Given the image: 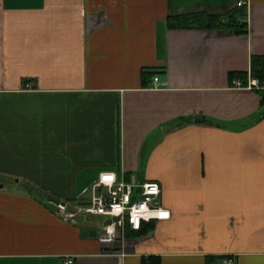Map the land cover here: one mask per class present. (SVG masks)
Here are the masks:
<instances>
[{"label": "crops", "instance_id": "0c3cea01", "mask_svg": "<svg viewBox=\"0 0 264 264\" xmlns=\"http://www.w3.org/2000/svg\"><path fill=\"white\" fill-rule=\"evenodd\" d=\"M238 1L248 34L169 27ZM252 55L264 0H0V264H264L262 96L230 78ZM106 171L158 181L171 210L113 252L105 217L55 206Z\"/></svg>", "mask_w": 264, "mask_h": 264}, {"label": "built area", "instance_id": "2783aa9c", "mask_svg": "<svg viewBox=\"0 0 264 264\" xmlns=\"http://www.w3.org/2000/svg\"><path fill=\"white\" fill-rule=\"evenodd\" d=\"M246 1H238L237 5H247ZM163 83L154 78V87ZM235 86L245 89H261L263 85L257 78L248 76L247 83L237 78ZM91 196L87 200L73 204L59 201L55 203L57 214L64 220L76 221L82 217L101 216L106 218L102 232L98 238L109 249L117 250V244L127 236V229L138 231L146 223L167 220L171 210L162 204V187L158 181H138L134 176L126 180L116 172L106 171L89 188ZM119 245V244H118ZM73 259H67L64 264H73ZM222 264H238L233 255L222 258Z\"/></svg>", "mask_w": 264, "mask_h": 264}, {"label": "trees", "instance_id": "16d2710c", "mask_svg": "<svg viewBox=\"0 0 264 264\" xmlns=\"http://www.w3.org/2000/svg\"><path fill=\"white\" fill-rule=\"evenodd\" d=\"M169 27L172 29H211L232 34H248L249 21L248 10L246 6L236 5L224 14H211L208 12H194L186 14L172 15L168 19ZM149 71L143 69V79L147 77ZM257 78L263 85L258 91L262 96V106L264 108V55H252L249 72H233L230 75L232 80L241 78L245 83L248 76ZM198 121H200L198 119ZM30 184V183H27ZM151 223H146L140 230L135 231L127 229V236H142L147 234ZM143 264H161V260L157 256H149L143 258Z\"/></svg>", "mask_w": 264, "mask_h": 264}, {"label": "water", "instance_id": "95a60500", "mask_svg": "<svg viewBox=\"0 0 264 264\" xmlns=\"http://www.w3.org/2000/svg\"><path fill=\"white\" fill-rule=\"evenodd\" d=\"M2 187H3V184L0 185V188H2ZM58 202H59V200L56 201V203H58ZM83 234L87 235V234H91V232L90 231H84Z\"/></svg>", "mask_w": 264, "mask_h": 264}, {"label": "rangeland", "instance_id": "374dc122", "mask_svg": "<svg viewBox=\"0 0 264 264\" xmlns=\"http://www.w3.org/2000/svg\"><path fill=\"white\" fill-rule=\"evenodd\" d=\"M244 6H245V5H244ZM15 185H16V184H13V185H12V184L10 183V184H8L7 186H8V188H12V187L15 186Z\"/></svg>", "mask_w": 264, "mask_h": 264}]
</instances>
